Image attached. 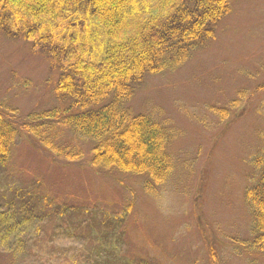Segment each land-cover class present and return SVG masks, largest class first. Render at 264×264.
Listing matches in <instances>:
<instances>
[{"label": "rangeland", "instance_id": "rangeland-1", "mask_svg": "<svg viewBox=\"0 0 264 264\" xmlns=\"http://www.w3.org/2000/svg\"><path fill=\"white\" fill-rule=\"evenodd\" d=\"M29 46L0 29V105L21 113L57 104L56 71ZM131 103L169 126L167 183L148 193L142 176L95 169L86 158L61 164L21 134L0 166V210L22 208L11 236L0 228V264H76L102 243L148 264H264L243 244L250 161L264 147V0H231L216 38L180 69L148 77ZM219 109L228 112L222 119ZM14 189L47 193L62 212L27 196L7 205ZM28 234L31 256L21 254Z\"/></svg>", "mask_w": 264, "mask_h": 264}, {"label": "trees", "instance_id": "trees-1", "mask_svg": "<svg viewBox=\"0 0 264 264\" xmlns=\"http://www.w3.org/2000/svg\"><path fill=\"white\" fill-rule=\"evenodd\" d=\"M230 12L231 0H0V29L48 59L56 71L57 100L26 113L0 105V166L9 163L16 138L24 134L61 164L86 158L95 169L142 176L143 189L154 193L173 173L171 134L163 120L136 112L131 102L148 77L180 69L213 41ZM227 113L215 112L220 119ZM250 172L244 189L250 228L243 244L264 254V147L252 157ZM21 191L11 190L7 205L27 196L62 212L49 194ZM21 209L0 210L6 236L17 229ZM32 235L21 254H33ZM115 245L79 253L76 264H148L122 256Z\"/></svg>", "mask_w": 264, "mask_h": 264}]
</instances>
